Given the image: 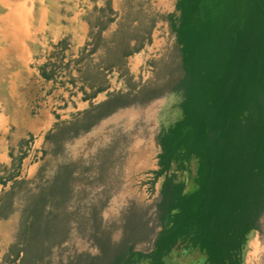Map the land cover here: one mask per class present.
Returning a JSON list of instances; mask_svg holds the SVG:
<instances>
[{
    "label": "trees",
    "instance_id": "obj_1",
    "mask_svg": "<svg viewBox=\"0 0 264 264\" xmlns=\"http://www.w3.org/2000/svg\"><path fill=\"white\" fill-rule=\"evenodd\" d=\"M176 1V13L167 17L175 39L163 81L112 93L72 123L58 124L56 137H49L59 148L67 136L74 139L86 133L123 108L147 105L173 93L183 97L181 119L158 136L161 151L153 183L162 177L164 181L154 204L146 210L133 203L125 211L120 240L114 239V231L97 213L77 219L79 226L92 222L90 238L98 252L77 255L71 264L76 260L75 264H167L173 253L182 250L204 254V264H242L250 235L260 230L264 217V0ZM41 73L49 78L45 68ZM24 158L17 160L18 168ZM193 163L189 189L178 172L192 171ZM71 167L62 164L51 187L27 207L30 215L22 226L35 225L38 231L29 244L37 250H48L43 216L55 213L51 209L48 213L53 191L62 190V197H68L75 172ZM63 217L59 216L64 226ZM21 240L24 248L17 257L23 253L30 263L38 260L28 255L29 244ZM140 245L148 246L147 251L139 250Z\"/></svg>",
    "mask_w": 264,
    "mask_h": 264
},
{
    "label": "rangeland",
    "instance_id": "obj_2",
    "mask_svg": "<svg viewBox=\"0 0 264 264\" xmlns=\"http://www.w3.org/2000/svg\"><path fill=\"white\" fill-rule=\"evenodd\" d=\"M137 1L143 4L144 0ZM15 5L0 4V140L6 136L5 128L10 126L5 122L9 115L25 117L33 114L30 102L33 90L30 87L35 83L36 88H39L35 82L37 75H32L30 71L32 64L27 66L25 62V45H22L31 28L25 12L16 9ZM142 23L144 25V21ZM28 42L30 48H33L34 43L31 40ZM173 44L174 41L162 55L144 64L137 78L131 73L127 74V68H120L122 75L114 71L118 73L117 77L124 76L123 80L128 85L127 90L122 87L115 92H128L147 84L161 83L165 78L166 64L172 60ZM112 46L116 50H123L119 42ZM111 55L116 53L112 52ZM111 61L105 65L109 66ZM144 70H147L145 75ZM26 79L29 81L28 88H25ZM182 100L181 94L173 93L147 105H132L117 111L78 138L67 136L59 148L56 140L49 144L47 142L42 149L37 173L29 178H16L19 176L17 160L22 153H26L25 147L29 146L27 142L23 150L15 155L12 170L8 173L2 169L0 174V183L4 185L0 195V264H71L77 255L97 254L98 250L89 232L92 222L83 226L76 222L79 218L92 217L93 213L102 216L106 226L114 231V239L120 240L125 211L133 203L149 210L159 195L164 178L153 183L161 151L158 136L181 119ZM62 164H71V169L75 171L69 187L70 193L68 197H62V190H55L52 195L56 197H49L48 213L50 209L55 213L43 216V225L48 229H44L48 233H43L44 239H48V250L45 248L40 251L36 245L29 244V238L36 237L35 232L38 231L35 225L24 229L22 222L30 215L27 207L43 189L51 187ZM194 172L195 163L192 171L178 172L179 179L185 180L189 189L193 186ZM53 202L56 204L52 205ZM59 204L61 210H58ZM92 205H95L93 211ZM36 208H39V203ZM59 216L66 217L64 226ZM36 217L39 218L40 214L37 213ZM21 238L29 244L26 246L28 255H36L38 260L30 263L24 260L23 253L17 257V253L24 248ZM147 247L140 245L138 249L147 251ZM204 261V254L182 250L173 253L167 259V264H204ZM242 264H264V217L260 230L249 237Z\"/></svg>",
    "mask_w": 264,
    "mask_h": 264
},
{
    "label": "crops",
    "instance_id": "obj_3",
    "mask_svg": "<svg viewBox=\"0 0 264 264\" xmlns=\"http://www.w3.org/2000/svg\"><path fill=\"white\" fill-rule=\"evenodd\" d=\"M144 1L0 0V4H16V9L25 12L31 28L22 44L25 62L27 66L32 64L30 71L37 75L35 82L39 86L33 83L30 87L32 115L14 114L5 119L10 126L0 140V174L2 169L8 173L12 170L15 155L29 142L34 143L32 154L24 158L22 173L16 178L35 175L42 149L56 137L58 124H70L107 101L116 90H127L124 76L117 77L116 72L121 74L120 68H129V73L139 77L144 64L158 58L173 43L175 37L167 17L176 13L177 2ZM116 42L123 45V50L114 49L112 44ZM58 67L64 70L65 77L55 76ZM44 68L48 79L42 76ZM28 83L27 80L25 88ZM3 187L0 183V195Z\"/></svg>",
    "mask_w": 264,
    "mask_h": 264
},
{
    "label": "built area",
    "instance_id": "obj_4",
    "mask_svg": "<svg viewBox=\"0 0 264 264\" xmlns=\"http://www.w3.org/2000/svg\"><path fill=\"white\" fill-rule=\"evenodd\" d=\"M55 73H56L55 76H57L58 78H61L63 76L64 70L62 68L58 67V68H56ZM145 74H147V70L143 71V75H145ZM63 77H65V75ZM33 147H34V143H30L29 146H27V148H25L26 153H22V156L23 155H25V157L30 156V154H32ZM18 172H19V176H20V174L22 173V167L18 168Z\"/></svg>",
    "mask_w": 264,
    "mask_h": 264
},
{
    "label": "bare ground",
    "instance_id": "obj_5",
    "mask_svg": "<svg viewBox=\"0 0 264 264\" xmlns=\"http://www.w3.org/2000/svg\"><path fill=\"white\" fill-rule=\"evenodd\" d=\"M3 11V10H2Z\"/></svg>",
    "mask_w": 264,
    "mask_h": 264
}]
</instances>
